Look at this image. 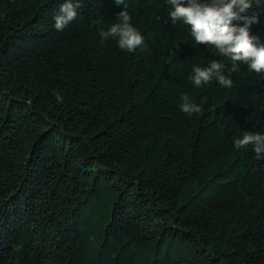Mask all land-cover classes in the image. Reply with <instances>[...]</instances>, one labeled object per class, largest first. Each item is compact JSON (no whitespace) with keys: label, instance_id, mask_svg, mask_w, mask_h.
<instances>
[{"label":"trees","instance_id":"1","mask_svg":"<svg viewBox=\"0 0 264 264\" xmlns=\"http://www.w3.org/2000/svg\"><path fill=\"white\" fill-rule=\"evenodd\" d=\"M65 2L0 0V264H264V159L234 145L264 134V74L168 0H73L58 31ZM124 10L132 51L101 43ZM246 15L264 47V0ZM214 60L231 88L189 79Z\"/></svg>","mask_w":264,"mask_h":264},{"label":"clouds","instance_id":"2","mask_svg":"<svg viewBox=\"0 0 264 264\" xmlns=\"http://www.w3.org/2000/svg\"><path fill=\"white\" fill-rule=\"evenodd\" d=\"M122 4L123 0H115ZM172 6L170 17L173 24L182 20L191 26V35L198 45L214 46L219 54L227 56L232 61L231 71L237 70V62L246 63L250 70L264 74V47H256L257 39L249 34V26L255 17L246 15L252 7V0H168ZM79 3L66 0L54 16V27L62 31L78 15ZM244 21L243 26L232 22ZM118 22L113 23L107 31H101V43L112 38L116 39L122 50H135L143 44L142 35L132 26L131 16L126 10L118 15ZM225 65L213 61L206 68L193 67L194 75L189 79L196 87L207 85L213 80L222 87L231 88L232 80L224 74ZM184 101L181 110L186 114L201 113L200 105L189 102L187 94L182 96ZM236 148L251 145L257 159H264V134L244 132L242 138L234 140Z\"/></svg>","mask_w":264,"mask_h":264}]
</instances>
